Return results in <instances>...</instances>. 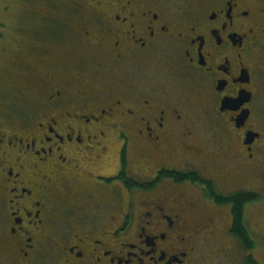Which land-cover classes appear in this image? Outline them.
<instances>
[{"label": "flooded vegetation", "instance_id": "af4514ba", "mask_svg": "<svg viewBox=\"0 0 264 264\" xmlns=\"http://www.w3.org/2000/svg\"><path fill=\"white\" fill-rule=\"evenodd\" d=\"M44 1L0 61V264H234L209 195L258 192L264 0Z\"/></svg>", "mask_w": 264, "mask_h": 264}, {"label": "rangeland", "instance_id": "374dc122", "mask_svg": "<svg viewBox=\"0 0 264 264\" xmlns=\"http://www.w3.org/2000/svg\"><path fill=\"white\" fill-rule=\"evenodd\" d=\"M46 1H44V3L42 2L38 3V6L43 11L50 10V9L46 10L50 4L53 5L54 3L59 2V0H50V2H46ZM28 2L29 0H0V28H2V30L0 31V35L7 36L9 38L7 41L8 51L6 52H2V50L0 51V61H8L11 63L16 61L17 58V55L15 53L16 45L12 40L15 37V33L13 29L18 24L19 19L31 20L24 11L25 6ZM19 12L21 16L19 15ZM7 31L8 33H6ZM13 94L11 93L12 100L10 101V99L8 98L9 95L3 94L2 91H0V105H8L7 109L10 111L13 110L11 108V105H13V103H17L18 105H24L16 98H14L16 94L15 93ZM212 131L214 130L212 129ZM238 174L245 178V184L247 187H249V181L252 180V176L250 175L246 177V174L243 175L242 172H239ZM257 174H259L260 177H258L259 179H257L256 182L253 184L254 185L253 188L255 191L257 190L261 194L262 199L261 201L257 202V204L249 205L246 210H247V219L249 223L252 224V228H250V232H252V236L255 239V243H257L256 248L253 251V254L258 259L259 264H264V170H261V172L256 173V175ZM236 186L237 185H234L233 188ZM221 211H223L224 217L229 218V211L227 208L221 209ZM255 224L257 226H255ZM216 246L217 248H223V247L225 249L227 248L228 251L230 252L231 259L234 260L233 262L234 264L243 263L242 252L241 250L237 249L236 244L233 246V244H230L229 240H225V242H222L221 244L217 242ZM216 246H214V250L216 249ZM1 250L2 249L0 244V256H1Z\"/></svg>", "mask_w": 264, "mask_h": 264}, {"label": "trees", "instance_id": "16d2710c", "mask_svg": "<svg viewBox=\"0 0 264 264\" xmlns=\"http://www.w3.org/2000/svg\"><path fill=\"white\" fill-rule=\"evenodd\" d=\"M216 189L210 190V197L221 206L222 209L227 208L229 217L232 222L230 233L239 241V249L247 255L246 264H259L258 259L253 254L257 243L250 232L251 224L247 219V207L257 204L261 201L259 192H240L230 196H219L216 194Z\"/></svg>", "mask_w": 264, "mask_h": 264}, {"label": "water", "instance_id": "95a60500", "mask_svg": "<svg viewBox=\"0 0 264 264\" xmlns=\"http://www.w3.org/2000/svg\"><path fill=\"white\" fill-rule=\"evenodd\" d=\"M225 104H226V106H229V105H230L229 102H226ZM247 117H248V115L245 114V115L242 117L241 121L244 122V120H245ZM254 138H255V135H252V134H249V135H248V141H249V142L254 141Z\"/></svg>", "mask_w": 264, "mask_h": 264}]
</instances>
